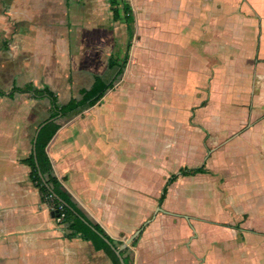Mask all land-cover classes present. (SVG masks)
<instances>
[{"label": "crops", "instance_id": "obj_1", "mask_svg": "<svg viewBox=\"0 0 264 264\" xmlns=\"http://www.w3.org/2000/svg\"><path fill=\"white\" fill-rule=\"evenodd\" d=\"M127 1L134 14L140 11L133 38L137 28L144 42L146 23L154 25V38L146 40L155 43L153 82L138 79L145 70L129 68L94 106L72 118L60 115L46 148L56 175L84 219L100 224L115 249L143 227L135 244L121 250L122 264H221L223 243L228 249L254 246L256 234L264 245V229L249 223L264 216V205L257 214L244 207L235 216L227 206L236 196L244 200V187L264 169V0H137L135 7ZM153 7L167 16L153 18L147 11ZM120 23L125 30L117 34ZM168 41L189 50L187 65H180L176 49L163 47ZM128 43L127 25L114 20L108 0H0V264H114L91 241L70 236L68 224L57 222L31 182L22 160L33 151L39 127L29 154L19 158L29 138L19 130L25 119L19 106L47 98L13 90L31 83L49 87L63 104L80 99L95 75L104 74L110 56H125ZM124 82L158 94L153 103L166 109L158 116L161 124L171 119L166 114L175 116L174 128L161 126L174 129L164 135L163 151L145 142L130 150L115 133L104 134L107 108L130 103L120 91ZM115 92L119 98L109 100ZM173 153L183 156L176 159L177 172L192 167L187 158L195 153L196 166L204 164L206 172L179 176L159 205L175 172L162 174L154 187L148 174L162 165L151 156L159 155L162 164ZM258 199L264 202V196Z\"/></svg>", "mask_w": 264, "mask_h": 264}, {"label": "rangeland", "instance_id": "obj_2", "mask_svg": "<svg viewBox=\"0 0 264 264\" xmlns=\"http://www.w3.org/2000/svg\"><path fill=\"white\" fill-rule=\"evenodd\" d=\"M134 7L135 4L137 3V0H130ZM148 2V0H146ZM146 8H149L148 5L146 4ZM133 8V7H132ZM154 8V7H153ZM150 8L147 11H152V17L154 18L156 15L157 17H161V14L163 13L166 15L165 11L163 12V9L160 11L159 9L157 11L156 8ZM135 14L140 15V11L136 12ZM167 16V15H166ZM137 23V21H136ZM123 23H120L117 25V34H120L122 31L125 30V26ZM119 26V27H118ZM146 31H145V40L144 42L142 41V33L135 28V35L132 41L133 47L130 49V54H132V57L130 55L128 65L125 69L124 74L120 77L116 83H119L120 81H123L128 74V69L136 68V71L139 69L145 70L146 74L143 76L139 75L140 80H143L144 82L151 81L153 82L154 75L152 74L153 72V66H154V51H155V43L152 41L151 43L146 41L150 38L153 37V29L154 25L151 24V26H148V23H146ZM173 33V32H171ZM169 40H174L173 35L168 36ZM177 41V39H176ZM174 42L169 44L163 43V47L165 49H176V53L178 54V57L181 59L180 65L185 66L187 65V57H189V50L182 48L181 45H179L177 42ZM178 45V46H177ZM134 47H136L134 49ZM134 49V50H133ZM147 55H150L149 58H147ZM157 59L158 56L156 55ZM133 59V61H132ZM131 64V65H130ZM129 69V70H130ZM151 69V71H150ZM181 70V69H180ZM182 71V70H181ZM183 72V71H182ZM170 78H172V75H167ZM184 77H181V80L184 81ZM129 82V81H125ZM120 87V91L125 94L130 101V103L123 104L122 106H118L117 109L112 108H107L109 112H106L109 117L107 129L104 130V134L110 133L113 134L115 133V136H119L118 140L121 143L125 144V147L128 146L130 150L134 148H139V145L142 143H146L147 147H151L157 152L163 151L164 149V143H165V134L168 132H173L171 130H165L162 129L161 126L162 124L160 122V117L158 116H163L162 112L164 113L166 109H161L160 107L157 108L155 101H159V96L158 94L152 93V92H142L141 88H138L137 85H133L130 83H125ZM169 85L172 86L173 88V82L169 81ZM144 91V90H143ZM120 95L115 92L114 94L110 96L109 100L114 101L119 98ZM19 101H15L17 104ZM61 101H65L64 97L61 99ZM154 101V103H153ZM23 102V101H22ZM19 103L20 105L23 103ZM49 101L47 99H42V100H36L34 101L33 105L29 106H19L20 114L25 117L24 122L19 123V130L21 131H26L27 134L29 135V138L26 139L25 145H27V152L24 154H20L19 158L26 157L31 148V137L34 134L35 130L38 127V124H40L44 119H46L50 114V108H49ZM18 108V107H17ZM35 115H34V114ZM33 114V117L31 116ZM31 116V117H30ZM167 117L171 119H165V123L163 126H168L169 128H174V120L175 116L172 114H166ZM30 117V118H29ZM130 119V120H126ZM231 118V117H230ZM29 119V120H28ZM69 120H61V122H68ZM120 130V132H119ZM122 130H124L122 132ZM170 133H168L170 135ZM181 140V139H180ZM20 141H22L20 139ZM112 141H115L112 140ZM194 142L195 147L198 146L197 141L191 140ZM208 141V139H207ZM210 141V139H209ZM214 142H218L217 145L220 143V141L215 140ZM213 147V146H212ZM200 154L191 155L190 157L187 158L188 162H192L190 166L194 167L196 165H199L197 162L199 159ZM170 158L168 161L163 162L162 164L160 163L159 160V155L158 156H151V159L155 163H159L160 167H156L155 170L150 171L148 174V181L151 183L154 187L159 188V185L161 181L163 180V175L165 174H170L173 172H177V170H174L176 167V164L178 162L179 158H183V156L178 155V153H173L171 155H168ZM153 165V164H152ZM154 166V165H153ZM165 173V174H164ZM258 177L255 176L253 177V182L250 183V185L247 187H244V200H241L240 196H236V200L234 202H231L229 204L224 203L225 205L229 207V216H235L239 210H241L244 207L249 208L250 210L254 209L257 214V209L261 208V206L264 205V202L258 199L259 196H264V169L257 170ZM163 174V175H162ZM194 185V184H193ZM199 186V185H198ZM203 187V186H202ZM204 188H200L198 190H202ZM209 202V200H207ZM210 203V202H209ZM208 204H204L203 207L207 206ZM50 207L52 208V204H50ZM158 207L155 208L157 210ZM53 210V208H52ZM208 208H205L201 212L204 213L208 212ZM249 223L250 226L259 228V229H264V216L262 214L259 215H254ZM210 227V226H208ZM218 233V232H217ZM213 235V234H212ZM209 236H211V233L208 232V235L206 236L207 239H209ZM225 234H222V237H224ZM252 240L255 242L254 246L248 245L246 247H240L236 248L235 246H230V249H228V245L222 244V248L225 250H220V263L221 264H264V245L262 244V237L256 234H252ZM245 246V245H244ZM228 249V250H227ZM254 253H257V255L253 256ZM254 257L258 259V262H255ZM262 259V260H261Z\"/></svg>", "mask_w": 264, "mask_h": 264}, {"label": "trees", "instance_id": "obj_3", "mask_svg": "<svg viewBox=\"0 0 264 264\" xmlns=\"http://www.w3.org/2000/svg\"><path fill=\"white\" fill-rule=\"evenodd\" d=\"M114 20L122 21L127 25L129 33V43L126 48L124 57L110 56L108 66L104 74L95 75V82L90 89L81 90L82 97L77 99L71 98L67 103H61L55 91L49 87L37 88L33 84H26L24 87H15L13 91L29 92L35 98H47L51 105V114L44 119L41 124H44L36 137V143L30 155L22 160L30 168V179L33 185L38 189L41 198L44 202L52 204V208H58L63 205L65 213L62 223H67L71 233L70 236H80L85 240L91 241L96 249L104 250L111 258L114 264H122L114 248L106 240L108 238L113 243L103 227L95 223L89 224L83 217L81 211L73 202L71 195L64 188L61 180L54 171V167L46 148L53 136L59 130L60 125L56 122L58 117L64 116L72 118L84 110L94 106L104 95L110 90L116 81L124 74L130 58V49L132 47V39L134 34L135 14L132 5L127 0H108ZM4 92L0 91V96ZM206 172L205 165L196 167H183L178 172L171 174L163 188L159 197V205H161L168 193L169 186L174 183L179 176L195 175L197 173ZM55 216L57 210H53ZM136 239L132 244H135Z\"/></svg>", "mask_w": 264, "mask_h": 264}, {"label": "water", "instance_id": "obj_4", "mask_svg": "<svg viewBox=\"0 0 264 264\" xmlns=\"http://www.w3.org/2000/svg\"><path fill=\"white\" fill-rule=\"evenodd\" d=\"M44 124H41V126L38 128V130H37V134H36V137H37V135H38V132L40 131V129H41V127L43 126ZM36 143V138H35V140H34V144ZM162 211V208H160V207H158L157 208V210H156V212H158V211ZM53 214H54V216H55V212L53 211ZM142 229H143V227H141L139 230H137L132 236H130L128 239H127V241L120 247V248H117V249H115L114 247V250H115V252H116V254L118 255V257H119V259L123 262V259H122V256H121V250L123 249V248H125L127 245H129V244H131L132 243V241L140 234V232L142 231ZM108 241V240H107ZM109 242V241H108Z\"/></svg>", "mask_w": 264, "mask_h": 264}, {"label": "built area", "instance_id": "obj_5", "mask_svg": "<svg viewBox=\"0 0 264 264\" xmlns=\"http://www.w3.org/2000/svg\"><path fill=\"white\" fill-rule=\"evenodd\" d=\"M53 210H57L58 214L56 215V220L58 223H62L63 222V219H64V216H65V213L63 211V205H59L58 208H53Z\"/></svg>", "mask_w": 264, "mask_h": 264}]
</instances>
